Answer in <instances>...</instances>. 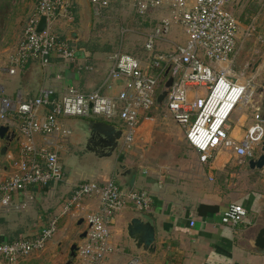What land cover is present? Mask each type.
Instances as JSON below:
<instances>
[{"label":"built area","instance_id":"2783aa9c","mask_svg":"<svg viewBox=\"0 0 264 264\" xmlns=\"http://www.w3.org/2000/svg\"><path fill=\"white\" fill-rule=\"evenodd\" d=\"M128 1L139 16L152 10L171 12L170 18L162 19L147 35L146 61L121 50L111 54L112 68L102 88L87 94L69 87L62 98L56 99L53 90L42 89L37 98L25 100L21 92L14 98L6 97L0 88V127H8L19 142L16 153L7 147L2 161L6 166L0 168V209L6 214L26 210L34 201L32 188L62 182L64 170L58 154L51 148L72 135L67 120L105 118L106 123L122 132L121 150L129 149L136 144L143 123L158 109V98L170 79L173 83L163 104L173 121L184 129L186 140L201 163L207 164L220 151H230L240 160L253 159L257 149H261L263 94H259L253 78L235 70L240 50L254 29L251 26L242 29L231 10L235 0ZM90 2L98 15L110 6V0ZM36 5L18 45L0 68V77L14 76L32 61L48 70L55 57L65 64L80 59V52L62 42L56 31L62 22H75L76 0H37ZM42 17L46 18V26L39 32ZM174 25L183 28L186 42L175 44L165 54L156 52L157 44ZM118 83H123L122 87L112 94ZM202 89L204 92L190 100L189 91ZM244 109L252 113L254 124L237 141L231 134L232 117ZM38 136L43 138V145L37 143ZM16 197L22 199L21 204L14 202ZM86 199L96 200L99 206L81 214ZM129 203L138 211L147 212L152 198L124 190L113 180L81 183L66 202L62 216L53 218L33 238L1 244L0 261L19 264L44 252L58 233L62 217L70 216L74 220L84 219L89 226L78 256L87 264H100L115 251L111 244L112 225L115 216ZM246 218V208L233 203L221 215V225L234 228ZM190 225L193 227L195 222ZM127 264L141 261L132 258Z\"/></svg>","mask_w":264,"mask_h":264},{"label":"crops","instance_id":"0c3cea01","mask_svg":"<svg viewBox=\"0 0 264 264\" xmlns=\"http://www.w3.org/2000/svg\"><path fill=\"white\" fill-rule=\"evenodd\" d=\"M112 3L110 0V6L105 10L110 9ZM247 5L245 0H235L232 5V9L236 10L233 12L238 17L242 29L249 27L241 21L243 13H246L248 9ZM31 9L33 10L30 16L36 6L35 8L32 6ZM135 14L137 13L135 12ZM158 14L159 17L154 19V29L162 19L171 17L169 10L161 9ZM95 17L96 12L90 0H77L75 22L70 24L62 22L58 24L56 31L62 42L68 43L70 47L80 52V59L73 64H65L55 57L48 70H44L38 61L29 62L14 76L1 75L2 94L14 98L17 93L21 92L25 100H32L39 96L42 89H51L54 92L53 97L59 99L69 87L76 88L84 94L102 88L112 68V63L109 61L111 52L105 51L107 48L103 49L99 45H90L97 24ZM73 26H76L77 30H70ZM169 35L171 34H168L167 38L165 37L162 42L157 44L156 52L165 54L173 50L175 44L186 42L185 33L183 39L178 32L172 34V39L168 38ZM174 35L175 37L177 35L178 39ZM85 45L96 49L89 52ZM103 51L110 53H102ZM131 56L144 61L141 56ZM243 69L239 68L236 72L241 73ZM262 70L263 63L259 62L253 67L247 78H253L255 81L261 75ZM4 83L8 85L7 89L2 85ZM122 85L123 83H118L112 94H116ZM200 94L189 91V98L192 100ZM153 112L140 129L136 147L153 132V129L146 124L147 121L153 120L152 118L155 116ZM239 112H236L239 115L236 113L233 115L231 125L232 137L237 141H241L254 124L252 113L249 110L244 109ZM168 115H170L169 112ZM80 120L105 122L95 118L66 121V126L72 131V135L67 141L51 148L61 160L64 170L62 182L41 187L40 190H31L34 201L24 211L6 214L0 209V245L9 240L18 239L19 236L36 235L53 218L62 216L66 202L71 199L75 187L81 183L93 181L104 183L113 180L124 190H133L140 195H149L152 198V204L149 211L140 212L134 204L129 203L123 211L115 216L111 229V244L115 251L100 264H127L132 258H139L141 264H153L156 260H159V264H264V254L255 250L256 237L264 228V193L252 189L247 194H237V192H232V189L237 188L239 183L228 179L225 183L223 182L221 177L224 173L239 165L238 162L232 161L234 156L232 152L220 151L214 154L207 164L201 163L198 153L187 142L184 129L174 121L173 124L168 121L172 125L171 133L177 136L180 144L183 136L186 140L188 148L182 150L181 155L169 159L168 163L159 165V168L153 164L152 166L148 165L145 155H141L143 161L141 160L137 164H121L119 159L121 148L111 158H101L86 150L85 137L78 128ZM107 124L109 123L107 122ZM36 140L37 143L43 145L42 137L38 136ZM18 146V138L12 142L0 139V153L4 147L14 149L16 153ZM72 147L74 151L69 153ZM258 150L261 152V149ZM75 154L82 155L76 160ZM259 156L260 154H256L253 159H257ZM0 157H2L1 154ZM253 159L239 160L244 163V167L247 166L251 174L259 171L264 175V169L252 170L250 168L249 162ZM65 163L67 167L64 166ZM81 164H87V168H82ZM5 166L6 164L2 168ZM8 172L10 173L9 170ZM233 176L234 173L231 172L230 178ZM14 202L21 204L22 199L16 197ZM233 203L246 208L247 218L244 223L234 228L222 226L221 215ZM82 206L84 210L81 214H84L97 210L99 204L94 199H86L82 202ZM136 216L146 218L156 228L157 249L155 255L137 250L134 242L127 235V225ZM81 220H83V224L80 225ZM74 221L83 228L77 233L81 243L74 244L79 249L83 243L81 236L87 232L89 226L84 219L74 220L70 216H64L61 219L59 231L48 244L46 252L36 254L19 264H45V260L50 258L51 252H54L55 244L60 246V251L62 250L60 248L65 246L64 241L75 237L74 234L67 236L65 233ZM191 221L195 222L193 227L190 225ZM64 233V240L60 241L59 239ZM77 251L75 255L77 254V259L81 260ZM48 261L51 262V260ZM69 262L74 264L72 261ZM0 264L5 263L0 261Z\"/></svg>","mask_w":264,"mask_h":264},{"label":"rangeland","instance_id":"374dc122","mask_svg":"<svg viewBox=\"0 0 264 264\" xmlns=\"http://www.w3.org/2000/svg\"><path fill=\"white\" fill-rule=\"evenodd\" d=\"M111 8L101 12V15L96 14V29L93 31V36L90 45L101 46L103 49L109 48L111 54L113 52L122 51V53L128 55H137L138 57H143L144 61L148 59L147 51L145 50V42L147 40V35L154 31L156 17H159V10H152L145 15L135 14V10L132 8L130 1L128 0H112ZM248 5L246 13H243L242 20L247 26H251L254 30L240 50L238 60L235 66V70L244 68L241 72L249 77L253 67L260 63H263V70L261 75L255 79V83L258 85L259 94H263L262 86L264 84V0H245ZM37 4V0H0V68L5 66L6 58L9 52L14 50L18 45L22 35L23 30L26 25L27 19L33 9L31 7ZM233 8V7H232ZM232 11H236L232 9ZM241 14V13H240ZM255 18V20H253ZM77 27L73 26L70 30H74ZM77 30V29H76ZM178 32L183 39L184 30L181 26H172L168 36L172 39V34ZM100 33V35H98ZM97 34V35H96ZM176 34V33H175ZM175 37V35H174ZM177 37V35H176ZM175 37V38H176ZM167 38V37H166ZM178 39V37H177ZM103 51L102 53H104ZM105 52V53H110ZM105 55V54H104ZM7 89V84H2ZM204 92V90H199V93ZM153 114L155 115L153 120L147 121L146 124L149 125L153 132H151L147 137H145L140 142L137 147L134 144L131 148H125V150L119 151V159L121 164L134 165L139 163L143 159L141 155L146 156V162L148 165H155L159 168V165L168 163L169 159L175 158L177 155H181L182 150H186L187 144L184 136L182 138V143L176 138L174 133H171L170 127L173 124L171 116L168 115V111L165 104L157 107ZM240 113V112H239ZM237 114V113H236ZM239 115V114H237ZM168 118L169 120H167ZM101 121H107L105 118L99 119ZM172 123L170 124L169 122ZM163 123V124H162ZM169 130V131H167ZM160 131V132H159ZM74 148H70L69 153L73 152ZM257 154L261 155V152L257 149ZM76 160L81 155L75 154ZM232 161L238 162L239 165L235 169H229L221 177L223 182L226 180H233L234 183H239L237 188L232 189V192H237V194L248 193L252 189H256L264 193V175L261 172H256L251 174L247 166L244 167V163L232 157ZM60 159V157H59ZM64 159L66 157L64 156ZM0 161L3 158L0 157ZM61 161V160H60ZM67 163V162H66ZM65 163L64 166L67 167ZM82 168H87V164H81ZM233 172V178H230V173ZM229 174V175H228ZM241 184V185H240ZM245 186V187H244ZM82 227H79L77 222H73L69 225L68 229L65 231L66 235L69 236L74 234V236L65 242V246L60 248L55 244L54 252L49 256L50 258L45 260V264H66L72 261L74 264H87L85 260H79L78 257H72L71 245L81 243V239L77 235ZM71 232V233H70ZM59 239L64 240V235ZM66 239V238H65ZM59 241V242H60ZM46 252V251H45ZM159 260L153 262V264H159ZM145 264V263H143ZM149 264V263H147Z\"/></svg>","mask_w":264,"mask_h":264},{"label":"water","instance_id":"95a60500","mask_svg":"<svg viewBox=\"0 0 264 264\" xmlns=\"http://www.w3.org/2000/svg\"><path fill=\"white\" fill-rule=\"evenodd\" d=\"M45 26L46 18L42 17L38 31L42 32L45 29ZM167 75L168 72L166 76ZM172 83V79L166 83L165 89L158 98L159 105L163 104ZM262 91L263 96L260 105V117L264 121V84L262 86ZM78 128L82 131L83 136L85 137L86 150L96 156L101 158H111L120 148L122 132L110 124L93 120H80L78 121ZM0 139L12 142L15 139V133H10V129L8 127H0ZM7 150V147L2 148L0 153L2 157L6 155ZM249 166L252 170L264 169V142L261 147V155L257 159L251 160L249 162ZM81 224H83V220L80 221V225ZM86 235L87 233L85 232L81 238L84 239ZM127 235L134 242L137 250H141L149 255H155L157 249V232L153 223L147 221L146 218H143L142 216L133 217L127 225ZM77 250V245H74L71 248L72 257H75ZM255 250L260 254H264V228L260 230L256 237ZM68 264L72 263L69 262Z\"/></svg>","mask_w":264,"mask_h":264},{"label":"trees","instance_id":"16d2710c","mask_svg":"<svg viewBox=\"0 0 264 264\" xmlns=\"http://www.w3.org/2000/svg\"><path fill=\"white\" fill-rule=\"evenodd\" d=\"M24 28H25V27H24ZM85 48H86L89 52H93V50L96 49V48H92V47H89V46H86V45H85ZM105 51H110V50H109V48H107V50H105ZM42 187H45V186H42ZM40 189H41V187H34V188H32V191H36V190H40ZM19 235H20V234H19ZM33 237H34V235H29V236H26V237L19 236L18 239L9 240L7 243H13V242L18 241V240H22V239H30V238H33Z\"/></svg>","mask_w":264,"mask_h":264},{"label":"bare ground","instance_id":"6f19581e","mask_svg":"<svg viewBox=\"0 0 264 264\" xmlns=\"http://www.w3.org/2000/svg\"><path fill=\"white\" fill-rule=\"evenodd\" d=\"M3 166V162L2 161H0V168Z\"/></svg>","mask_w":264,"mask_h":264}]
</instances>
